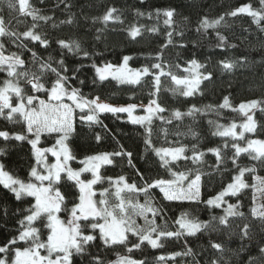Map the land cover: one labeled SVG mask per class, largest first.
<instances>
[{"label":"trees","instance_id":"trees-1","mask_svg":"<svg viewBox=\"0 0 264 264\" xmlns=\"http://www.w3.org/2000/svg\"><path fill=\"white\" fill-rule=\"evenodd\" d=\"M13 2L16 3L17 10L8 7V0H0V18H3L10 30L22 33L31 28L34 22L30 16L19 14L18 0ZM65 3L70 7H65ZM29 4L39 9L40 15L51 17L47 22L37 21L38 27L35 29L47 39L48 45L42 47L39 42L24 41L27 47L17 48L7 37H2L0 42L4 43L7 50L5 54L17 53L25 61V67L32 71L39 69V64L33 63L32 52L42 60H48L50 57L53 66H57V61L63 60L68 69L63 74L69 77V90L79 89L80 94L88 99L99 97L101 102L112 106L135 104V110L139 113L143 112L142 108L147 107L151 99H156L157 103L166 109L153 116L151 125L143 126L127 120V113L110 112L99 113V123L90 125L80 119L81 113L76 110L74 131L67 140L68 147L75 157L71 163L79 166L78 162L87 156L99 153L131 152V158L127 155L113 157L114 162L111 165H103L100 168V173L105 179L96 187L109 188L110 191H114V188L109 185V177L115 179L124 176L128 183L142 187L146 181L150 183L156 179H174L169 168L173 172L187 173L189 179L194 178L199 169V201H169L164 199L158 188L149 190L151 203L159 210L155 222L165 230L176 231L179 226L175 221L182 214H187L190 219L212 222L218 229L202 230L194 236L162 238L163 246L156 249L145 242L140 249H133L131 253L120 245L105 248L97 239L87 254L74 255V264H92L94 256H99L104 264H111L119 255L131 256L144 264H210L214 259H218L219 264H261L262 254L259 249L264 247V223L252 216L253 188L242 189L236 196L227 197L230 204L237 205V211L244 214L229 217L228 228L219 225L218 219L213 220V217L224 215V210L206 203L232 181L238 170L230 159L234 153L231 147L234 141L214 135L217 125L228 126L233 122H243L245 117L232 108L251 100L264 101V32H261L247 15H227L245 4L252 5L254 9L259 8V0H29ZM108 8L117 9L114 15H119L123 22L110 21L104 24L99 18ZM167 9L175 10L171 27L164 23L165 17L162 13ZM157 10H160V15H157ZM221 16L224 20L215 29L205 31L200 28L203 18L207 17L212 21ZM69 18L72 23H61ZM261 23L264 25V21ZM132 26L140 28V35L136 38L128 34ZM169 32L172 33L171 37ZM218 33L226 38L223 44L218 38ZM59 40L77 41L82 50L79 53H70L61 49L57 43ZM84 52L88 55L84 56ZM161 52L162 62L170 66L164 69L165 72L170 71L178 77H183L187 74L185 68L188 63L195 60L202 65V74L211 73V79L202 80L198 91L185 97L180 91H172L177 88L170 76L161 77L160 91L156 96L152 95V76L142 77L138 84L119 83L108 77L101 81L97 76V67L102 69L106 65H112L115 68L124 57H129L132 68L151 69L153 63L161 62L156 59L157 54ZM222 61L234 63L235 67L225 70L222 68ZM4 79L5 73L0 72V83ZM55 79V75L49 72L44 77L46 87H51V82ZM23 87L28 94L47 100L46 93H31L29 85ZM225 97L229 98L231 107L218 108ZM66 101L71 104V101ZM193 106L202 111L195 112L192 116L185 115L180 120L172 118V122L167 123L174 111L187 113ZM262 109L264 104L252 112L257 124L256 131L247 135L245 140L236 141L237 143L244 145L247 137L264 140ZM158 117H163L164 120ZM23 127L22 123H11L0 117V131L15 133L22 131ZM148 127L151 128L150 136ZM97 136L101 138L99 142ZM146 139L151 140L154 148L183 146L186 149L185 155L191 157L195 146V151L204 155L202 161L195 165L190 159H181L162 166L161 159L155 154L153 147L145 144ZM54 144V136L43 135L38 147L47 148ZM214 148L220 149L225 158L219 169L216 167L215 155L209 151ZM0 149L4 150V155H0V164L14 176L27 181L30 169L35 164L31 146L27 141H5L0 138ZM237 163L239 166L248 165L255 168L254 173L249 172L246 175L249 185L254 175L264 177V164L251 160L246 153L241 154ZM69 183L62 181L58 187L71 201L78 193L74 188H69ZM187 183L188 181H184V186H187ZM124 195L139 201L140 204H143L146 198L144 193ZM32 202L31 197H23L18 201L10 191L0 186V246L17 234L18 221L22 219L23 210L30 207ZM60 216L62 219L67 218V214L63 212ZM133 218L137 225L145 226L143 218ZM148 219H153L151 213H148ZM244 224L249 225L250 239L241 238ZM42 231L45 233L43 238L46 239L47 229ZM128 236V247H131V242L137 241V237L131 233H128ZM211 243L222 244L224 251L213 249ZM187 249H191L193 255H175ZM161 256L164 257L163 260L158 259Z\"/></svg>","mask_w":264,"mask_h":264},{"label":"snow or ice","instance_id":"snow-or-ice-1","mask_svg":"<svg viewBox=\"0 0 264 264\" xmlns=\"http://www.w3.org/2000/svg\"><path fill=\"white\" fill-rule=\"evenodd\" d=\"M64 2V0H61ZM259 8L254 9L252 5H242L227 15L236 17L238 15H247L252 18V23L256 24L261 32H264V0H259ZM8 7L17 10L16 3L13 0H8ZM65 7H70L65 3ZM18 12L22 16H30L33 20L31 28L22 33L10 30L5 25L3 18H0V38L7 37L17 48H26L24 41L33 43L39 42L42 47L48 45L47 39L38 34L35 29L38 27L37 21H45L51 17L40 15V10L33 8L29 4V0H18ZM117 12L115 8H108L105 14L99 18L104 24L119 22L122 23L119 15H114ZM142 15V13H140ZM165 17V25L172 26L174 9L163 11ZM157 15H160V10H157ZM224 20L221 16L215 20L209 21L207 17L200 21V28L207 31L215 29L217 25ZM61 23H72L71 18ZM55 26V25H54ZM155 31V29H150ZM128 34L132 38L140 35V28L132 26L128 30ZM171 37L172 33H168ZM223 44L225 37L217 34ZM171 42V40L169 41ZM61 49H66L70 53H79L81 45L77 41H57ZM166 47V45L164 46ZM4 43L0 42V72L5 73V79L0 83V117L7 119L11 123H22L23 129L20 132L9 133L8 131H0V138L5 141L13 139L16 141H27L31 146L32 156L35 164L31 167L29 179L22 180L9 171L3 164H0V186L10 191L16 198L21 200L23 197H31L33 202L30 207L23 210L22 219L18 221L19 228L17 234L13 236L6 244L0 246V264H74V255L84 256L93 246V242L97 239L101 241L105 248L113 246H124L128 253L133 249H140L145 242L156 249L163 246L162 238L180 237L182 235L194 236L196 233L204 231H216L217 226L212 222H201L195 219H190L187 214H182L175 223L179 226L178 230L171 231L161 228L155 222V217L159 214V210L155 208L149 198V190L159 188L163 193L164 199L173 200H192L195 201L200 195L201 174L197 169V174L194 178L189 179L187 173L173 172L169 168L170 174L175 179H156L152 182H145L144 186H138L135 183H128L124 176L116 179L107 178L111 188L103 189L99 196L94 199L96 191L94 185L103 183L105 177L100 173L102 165H111L113 157H123L127 155L131 158V152L113 151L99 153L92 156H87L80 161L83 165L80 169H74L69 162L75 157L73 156L68 144L70 134L74 131L73 114L79 109L82 121H87L90 125L99 123L98 114L104 112L110 113H127L130 122L139 125H151L153 116L164 112L166 109L161 107L156 99H151L149 105L145 108L147 115L133 116L136 109L135 104L127 106H112L108 103L100 101L99 97L88 99L80 94L79 89L71 88L69 90L68 79L66 73L68 69L64 66V61L56 62L57 66H53L51 58L42 60L37 57L35 52H32L33 63L39 64L38 71H32L25 67V61L15 53H6ZM88 53L84 52V56ZM125 57V65L120 69L112 72V65H106L103 69L96 68V73L99 80L107 79L108 74H112L114 79H119L121 82L130 84H138L142 77L152 76V84L154 88L153 96H156L160 91L161 77L170 76L172 82L177 86H183V90L172 89V91H180V94L188 97L193 95L201 84L202 80H210L211 73L201 74L195 73L190 77H178L170 71L165 72L166 67L162 62V52L157 54L156 59L161 61L153 63L151 69L144 68L142 70H131L126 68L127 60ZM222 68L231 70L235 67L234 63L222 61ZM202 65L197 64L195 60L190 62V68H200ZM189 69H185L188 71ZM55 75L56 79L51 82V87H46L44 77L48 73ZM23 82V84H22ZM23 85H29L31 93L44 92L47 94V100L39 99L38 96L28 94ZM15 98V100H13ZM71 101V104L65 103V100ZM38 101V104L36 103ZM55 102V103H53ZM264 101L251 100L241 103L238 111L245 117L242 124L237 125L235 122L228 126L217 125V130L214 135L225 138H231L234 142L231 147L234 153L231 156V161L238 168V174L232 177V182L229 183L223 191L213 198L206 201L207 205L221 207L224 203L223 198L228 195L236 196L242 189L252 187L256 191L264 193V178L253 176V180L258 182L249 185L245 182L244 176L246 172H255V168L240 167L237 159L242 153H246L253 161H259L264 164V140L248 139L246 146H242L236 141L245 140V133H254L257 124L252 115H249ZM211 108L212 106H208ZM220 109L230 108L229 98L225 97L223 102L217 106ZM236 111L237 109H233ZM264 110V109H262ZM201 109H196L195 106L189 109L187 113H181L176 110L172 113V117L167 120V123L172 122V118L176 120L182 119L183 116H192L195 112H200ZM164 120L163 117H158ZM211 123V122H210ZM237 128L240 130L237 131ZM148 135H151V128H147ZM167 130H165V134ZM47 135L55 137V144L51 147L41 148V137ZM97 141L101 139L96 137ZM145 144L153 147L151 140L146 139ZM225 143V147H227ZM155 154L160 157L161 165L167 166L172 162L181 159L191 160L195 165L202 161L204 153L196 152L193 146V154L191 157L185 155L186 149L180 147H160L154 148ZM216 157V167L225 162V158L218 148L209 149ZM48 154L55 158L54 163H49ZM0 155H4V150L0 149ZM129 163L131 160L129 159ZM83 173H90L91 179H82ZM141 178L143 179L142 174ZM69 183V188H74L78 195L71 201L58 187L62 181ZM184 181H188L187 187H184ZM124 193H144L145 202L140 204L139 201H134L130 196ZM255 203V197H254ZM70 204V206H69ZM66 213L67 218L62 219L60 213ZM252 216L258 218L264 223V204L259 207H253ZM148 213L152 214L153 219H148ZM244 214L237 211V205L228 204L224 210V215L213 217V220L218 219V223L225 228L229 227V217L243 216ZM134 216H139L145 220V226L136 224ZM42 229H47L46 239ZM242 239H250L249 225L244 224L242 228ZM137 237V241H133L132 246L128 247L129 236ZM155 234V235H153ZM23 245V246H21ZM211 247L218 252H223V246L220 243H211ZM261 264H264V247H260ZM176 256L193 255L191 249H187L183 253H175ZM158 259L163 260L164 257ZM92 264H104V261L99 256H94ZM111 264H144L143 261H137L131 256L119 255ZM210 264H219L218 259H214Z\"/></svg>","mask_w":264,"mask_h":264},{"label":"rangeland","instance_id":"rangeland-1","mask_svg":"<svg viewBox=\"0 0 264 264\" xmlns=\"http://www.w3.org/2000/svg\"><path fill=\"white\" fill-rule=\"evenodd\" d=\"M125 58V57H124ZM124 58L122 59V61L120 62V64L118 65V66H116L115 68L113 67V69L111 70L112 72H115L117 69H120L121 68V66L122 65H125V60H124ZM129 58V57H128ZM191 62V61H190ZM190 62L188 63V65H187V67L185 68V69H189L188 71H186L187 72V74L185 75V76H183V77H190V76H192L193 74H195V73H201L202 74V71H201V67L200 68H198V69H196V68H190ZM197 64H199L198 62H197ZM200 65V64H199ZM104 68V67H103ZM102 68V69H103ZM126 68L127 69H131V70H142V69H144V68H132L131 66H130V64H129V59L127 60V64H126ZM183 77H181V78H183ZM108 78H110V79H112V80H115V81H117V82H119V83H126V82H121L119 79H114L113 78V75L110 73V74H108ZM173 85L175 86V88H178L179 87V89L180 90H183V86H177V85H175L174 83H173ZM198 91V90H197ZM196 91V92H197ZM67 100V99H66ZM64 101L65 103H67V101ZM37 104H38V101L36 102ZM53 103H55V102H53ZM239 107V106H238ZM238 107H236V108H232V109H237V111H238ZM145 108L146 107H143L142 109H143V112L142 113H139V112H137L136 110L133 112V116H145V115H147V113L145 112ZM77 110H79V109H77ZM253 112V111H252ZM252 112H250L249 113V115H252L253 116V114H252ZM128 115V114H127ZM81 115H79V117H80ZM129 117V116H128ZM128 117H126V119L127 120H130ZM253 119H254V116H253ZM254 121H255V119H254ZM244 122V121H243ZM243 122H240V123H236L237 125H240V124H242ZM74 125H75V121H74V114H73V127H74ZM240 129L239 128H237V131H239ZM249 134H252V133H245V137L247 136V135H249ZM248 139H256V138H251V137H247L246 138V141H245V144L244 145H242V146H246V142H247V140ZM258 140H260V139H258ZM67 143V142H66ZM48 155H50V157L48 156V161H49V163H54L55 162V158L54 157H52L51 156V154H48ZM79 163V166H74L72 163H71V161L69 162V164H70V166L72 167V168H74V169H80L81 167H83V165L80 163V162H78ZM103 166V165H102ZM240 167H250V166H248V165H243V166H240ZM247 173H249V172H246L245 173V176H244V180H245V182L247 183ZM86 174H89V176H86ZM236 174H238V170H237V172L234 174V175H236ZM254 176H256V175H254ZM259 177V176H258ZM82 179H91V174L90 173H83L82 174V177H81ZM261 178H264V177H261ZM116 179V178H115ZM175 179V178H174ZM232 182V181H231ZM230 182V183H231ZM254 183H258V182H256V181H254L253 180V177L251 178V185L252 184H254ZM248 184V183H247ZM228 185V184H227ZM226 185V186H227ZM97 185H94V190L96 191V196L94 197V199H99L100 198V196H99V193L103 190V189H101V188H98V187H96ZM185 188L187 187V186H184ZM226 188V187H225ZM158 190H159V188H158ZM224 190V189H223ZM223 190H221V191H223ZM220 191V192H221ZM159 192L161 193V195L163 196V193L159 190ZM219 192V193H220ZM218 193V194H219ZM217 194V195H218ZM228 196H232V195H228ZM228 196H225L224 198H223V200H224V203H222L221 204V207H219V208H221V209H223V210H225V208H227V206H228V204H230V202L227 200V197ZM164 197V196H163ZM215 197V196H214ZM254 197H255V203H254ZM211 198H213V197H211ZM210 199V198H209ZM200 200V195H199V197L197 198V200H195V201H192V200H173V201H191V202H196V201H199ZM262 204H264V193H261V192H259V191H256L254 188H253V207H259L260 205H262ZM214 207V206H213ZM153 235H155V234H153ZM21 246H23V245H21Z\"/></svg>","mask_w":264,"mask_h":264}]
</instances>
